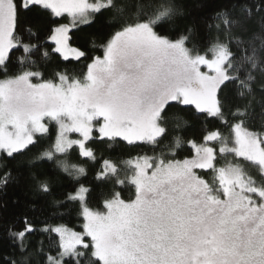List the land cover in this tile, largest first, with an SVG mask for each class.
Masks as SVG:
<instances>
[{
    "label": "snow or ice",
    "instance_id": "snow-or-ice-1",
    "mask_svg": "<svg viewBox=\"0 0 264 264\" xmlns=\"http://www.w3.org/2000/svg\"><path fill=\"white\" fill-rule=\"evenodd\" d=\"M210 6V0H0V194L26 179L35 195L52 196L53 177L33 171L51 162L79 184L54 203L78 205L84 220L78 232L37 229L25 217L23 229L9 231L18 255L5 264H264V119L258 131L248 126L255 93L264 94V84L255 87L257 74L264 77V36L245 41L232 32L253 16L264 30V0L214 6L208 27L217 35L201 52L197 13ZM65 14L70 24L49 28L55 48L41 52L43 45L31 41H39L43 18ZM101 18L109 29L102 56L70 47L71 28ZM36 53L45 61L59 53L91 62L81 77L65 69L45 79ZM230 85L243 101L234 109L225 107ZM193 109L221 120L230 134L185 141L179 133ZM260 109L264 117V101ZM117 138L147 144L154 154L121 166L105 159L96 179L127 185L133 198L112 191L102 209H93L80 183L86 168L67 157L78 148L80 157L95 160L87 142ZM46 139L52 143L39 147ZM185 143L194 154L176 159ZM30 234H44L55 255L45 251V240L32 248Z\"/></svg>",
    "mask_w": 264,
    "mask_h": 264
},
{
    "label": "trees",
    "instance_id": "trees-1",
    "mask_svg": "<svg viewBox=\"0 0 264 264\" xmlns=\"http://www.w3.org/2000/svg\"><path fill=\"white\" fill-rule=\"evenodd\" d=\"M237 0H210V6L205 12L197 13V27H198V44L201 52H203L208 46L209 42L217 35L213 29L209 31V24L214 23L211 17L214 15V6L220 4L236 3ZM252 2V0H249ZM57 23L70 24V19L67 16L55 17L47 15L43 18L42 24L39 30V41L32 40L33 43H41L44 49L51 52V49L55 46L50 42L49 36L51 35L49 28L55 27ZM109 29L103 24V18L98 20L92 25H80L73 28L69 32V45L72 48H77L85 51L89 57L97 55L102 56L103 50L100 47L108 36ZM232 32L236 36L242 35L245 41L252 40L255 36H264V30L261 29L260 18L253 16L252 19L247 20L242 27L237 26L232 29ZM27 39V38H26ZM220 39L225 40V34H220ZM255 43L259 45L260 41L255 40ZM191 46V45H189ZM233 51H236L235 41H233ZM241 48L243 45L240 46ZM22 54L16 52L15 55L19 56ZM40 66V70L44 73L45 79H51L55 70L63 71L67 69L70 74L81 77L86 72L85 65L91 62V59L77 61L76 59L64 60L58 53H51L50 59L47 61L41 58L40 53H36L33 56ZM264 84V77L257 74V83L255 87L259 89L260 85ZM227 95L226 109L228 107L235 108L236 105L243 103L236 98L235 92L230 85L228 89H225ZM264 101V94L259 91L255 93V99L253 101V107L255 114L248 126L252 130L258 131L260 129L261 119H264L261 115L260 103ZM188 127L182 130L179 135L185 141L194 140L197 143H203V137L208 132L219 131L222 135L228 136L230 134L229 127L226 126L221 120L215 118H205L203 114H194L193 112L188 116ZM232 121L230 120V123ZM54 129V127H52ZM97 136V135H95ZM54 139V136H53ZM52 141L44 140L39 147L47 148ZM167 143V141H166ZM88 146L91 147L96 155L95 160H89L87 158L80 157L78 149L71 151L67 157L69 163L82 165L86 168V175L80 178V183L89 189L87 197L88 206L93 209H102V201L105 197L109 196L112 191H120L122 198L125 200L133 198V190L125 186H118L112 182H104L96 179L97 174L103 169V161L105 159L115 162L118 166L122 165V162L129 158H135L138 155H153L151 146L138 143L137 145H128L127 142L117 138L115 143L106 142L101 143L99 141H89ZM211 146L219 149L218 143H212ZM36 149H33L35 152ZM159 148L156 149L158 154ZM31 155V153L29 154ZM193 155V149L190 144L185 143L176 154V159L190 158ZM231 160L232 157H228ZM219 164H224L225 160L218 156ZM3 171V169H0ZM36 171L40 178L45 176L53 177L55 184L53 189V195L47 197H41L35 195L32 191L31 185L27 180H22L20 183H10L4 190L3 194H0V264H5L6 261L16 257L18 255L16 246L12 244V238L9 236L10 230H20L25 227L22 222L25 217L28 221L33 223V226L37 229L43 227L53 226H66L75 231H82L83 228V217L80 214L78 205H67L57 206L54 200L64 201L65 194L71 193L79 184H77L72 177L68 176L67 173L63 172L59 168H56L54 163H45ZM15 174V173H14ZM121 177L125 175L124 171L120 173ZM27 176V171L25 172ZM55 237V234H53ZM29 239L31 241V247L35 248L38 240H45V251H51V254L55 255V248L49 249L48 241L44 234H30ZM32 264H36L35 259L32 260Z\"/></svg>",
    "mask_w": 264,
    "mask_h": 264
},
{
    "label": "rangeland",
    "instance_id": "rangeland-1",
    "mask_svg": "<svg viewBox=\"0 0 264 264\" xmlns=\"http://www.w3.org/2000/svg\"><path fill=\"white\" fill-rule=\"evenodd\" d=\"M65 16H67V14H65ZM68 17V16H67ZM69 19H70V22H71V18L70 17H68ZM73 28H71L70 29V31L72 30ZM69 31V32H70ZM68 35H69V33H68ZM50 42L55 46V42L54 41H51L50 40ZM58 55L61 57V58H63L59 53H58ZM209 58H210V54H209ZM68 59H75L74 57H73V55L72 54H69V57H68ZM201 70L202 71H205V72H208L209 71V69H207V67H204V66H202V68H201ZM33 82H37L35 79L33 80ZM50 127H54L55 128V125L54 124H52V125H50ZM95 135H98V133L96 132V129L94 128V130H93V137H95ZM69 138H71V139H77V138H80V136H79V134L78 133H69ZM126 142V141H125ZM204 142V141H203ZM139 143V142H138ZM212 143H214V142H210V144H209V146H211V144ZM78 149V148H77ZM193 154H194V150H193ZM53 227H56V226H53ZM71 229V228H70ZM73 230V229H72ZM79 232V231H78ZM54 234V233H53Z\"/></svg>",
    "mask_w": 264,
    "mask_h": 264
}]
</instances>
